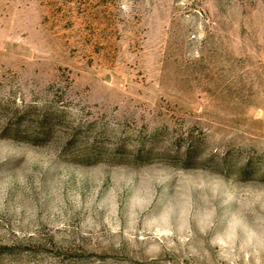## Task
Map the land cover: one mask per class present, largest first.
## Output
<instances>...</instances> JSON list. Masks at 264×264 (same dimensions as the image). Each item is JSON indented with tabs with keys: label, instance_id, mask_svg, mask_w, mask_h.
Listing matches in <instances>:
<instances>
[{
	"label": "rangeland",
	"instance_id": "374dc122",
	"mask_svg": "<svg viewBox=\"0 0 264 264\" xmlns=\"http://www.w3.org/2000/svg\"><path fill=\"white\" fill-rule=\"evenodd\" d=\"M263 170L264 0H0V264H264Z\"/></svg>",
	"mask_w": 264,
	"mask_h": 264
},
{
	"label": "trees",
	"instance_id": "16d2710c",
	"mask_svg": "<svg viewBox=\"0 0 264 264\" xmlns=\"http://www.w3.org/2000/svg\"><path fill=\"white\" fill-rule=\"evenodd\" d=\"M188 146H186V148H187ZM249 160L248 159H245L241 164H240V170L241 171H244V170H248L249 169V166H250V164H249ZM263 173H264V170H263Z\"/></svg>",
	"mask_w": 264,
	"mask_h": 264
}]
</instances>
